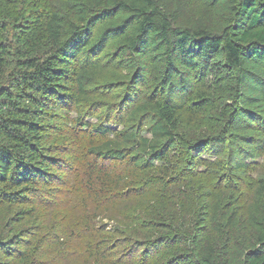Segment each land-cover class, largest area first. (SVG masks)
I'll use <instances>...</instances> for the list:
<instances>
[{
    "label": "trees",
    "instance_id": "trees-1",
    "mask_svg": "<svg viewBox=\"0 0 264 264\" xmlns=\"http://www.w3.org/2000/svg\"><path fill=\"white\" fill-rule=\"evenodd\" d=\"M209 1L0 0V206L50 205L85 137L89 263L119 234L118 264H264V0ZM7 243L0 264H34Z\"/></svg>",
    "mask_w": 264,
    "mask_h": 264
},
{
    "label": "rangeland",
    "instance_id": "rangeland-1",
    "mask_svg": "<svg viewBox=\"0 0 264 264\" xmlns=\"http://www.w3.org/2000/svg\"><path fill=\"white\" fill-rule=\"evenodd\" d=\"M161 1L175 10L180 12L185 11L184 14L186 16L198 17L204 15L208 7L207 2H210L209 0H195L193 2H190V0ZM87 142L88 140L85 137L81 138L74 157L73 154L71 156L73 159L70 165L72 171L69 182L70 188L61 195H58L50 205L45 206L41 204L34 214L29 212L30 206L28 205L15 207L0 206V240H8L7 247L12 248H23L29 244L31 246L37 245L38 248L35 249L31 258L33 262L35 261L34 264H91L87 260V247L90 241L88 235L90 232L80 231L79 233L77 229H74L79 220L80 224L86 223L85 217H91L94 210L90 200L86 208L82 209V202L86 195H88L84 181V170L91 160V157L86 154ZM72 150H75L74 146ZM200 168L201 170L204 168L208 174H212L213 172L211 168ZM240 175L245 184L243 191L247 193L250 188L248 183L254 180L256 174L255 172L247 171L245 173L242 172ZM113 214L114 211L111 210L109 212L96 211V218L89 220L92 221L90 226H96L94 231H100L104 236H111V229L114 227L124 230L121 224L114 225L109 220V216ZM31 215H34V217H30ZM63 228L70 230L57 242L55 232ZM43 235L44 237H42ZM41 237V241H36ZM122 237L124 239L123 235ZM120 238L119 234L113 236V242L116 247L111 257V264H118L117 260H119L120 254L124 253V249L129 243V241L124 239L126 244H120ZM140 238H144L143 231ZM218 240L219 237H217ZM131 241L134 242L133 240ZM138 244H144L142 239H140ZM144 252L147 253V249L146 251L145 249L138 250L137 253H133L130 249L131 261L128 264H143L142 261L144 262L146 256ZM7 255L4 250L0 252L1 263L9 262L10 259H7Z\"/></svg>",
    "mask_w": 264,
    "mask_h": 264
}]
</instances>
